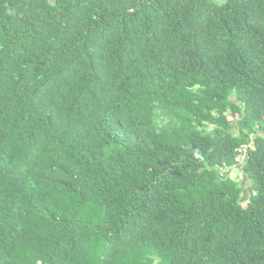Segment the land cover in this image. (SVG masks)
Returning <instances> with one entry per match:
<instances>
[{
	"label": "trees",
	"instance_id": "trees-1",
	"mask_svg": "<svg viewBox=\"0 0 264 264\" xmlns=\"http://www.w3.org/2000/svg\"><path fill=\"white\" fill-rule=\"evenodd\" d=\"M0 264H264V0H0Z\"/></svg>",
	"mask_w": 264,
	"mask_h": 264
},
{
	"label": "rangeland",
	"instance_id": "rangeland-1",
	"mask_svg": "<svg viewBox=\"0 0 264 264\" xmlns=\"http://www.w3.org/2000/svg\"><path fill=\"white\" fill-rule=\"evenodd\" d=\"M218 3H223L224 0H215ZM228 118L235 124L236 117L232 116L228 113ZM212 126L209 125L208 129H211ZM244 156L238 157V160L240 163H243ZM219 172L222 176L229 175L233 179L237 180V182L242 186V199L241 203L242 205L246 204V200L250 195L251 191V181L248 180L247 176L241 171L240 166H233V167H222L219 169Z\"/></svg>",
	"mask_w": 264,
	"mask_h": 264
}]
</instances>
